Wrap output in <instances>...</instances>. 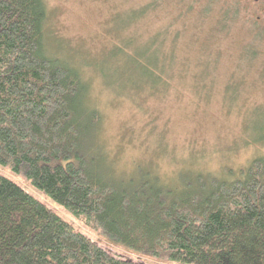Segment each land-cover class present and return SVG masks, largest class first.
Returning a JSON list of instances; mask_svg holds the SVG:
<instances>
[{
  "label": "trees",
  "instance_id": "trees-1",
  "mask_svg": "<svg viewBox=\"0 0 264 264\" xmlns=\"http://www.w3.org/2000/svg\"><path fill=\"white\" fill-rule=\"evenodd\" d=\"M46 16L44 0H0V166L143 260L112 255L0 174V264H264V155L238 174L195 176L182 192L105 181L81 151L98 113L80 72L46 53Z\"/></svg>",
  "mask_w": 264,
  "mask_h": 264
},
{
  "label": "rangeland",
  "instance_id": "rangeland-1",
  "mask_svg": "<svg viewBox=\"0 0 264 264\" xmlns=\"http://www.w3.org/2000/svg\"><path fill=\"white\" fill-rule=\"evenodd\" d=\"M44 1L46 53L80 72L84 104L98 113L81 151L97 158L105 181L182 192L195 176L238 174L264 155V33L243 2ZM138 9H146L140 20ZM128 38L110 57L113 43ZM147 63L161 79L146 75ZM0 174L112 255L143 260L85 228L23 175L5 166Z\"/></svg>",
  "mask_w": 264,
  "mask_h": 264
},
{
  "label": "flooded vegetation",
  "instance_id": "flooded-vegetation-1",
  "mask_svg": "<svg viewBox=\"0 0 264 264\" xmlns=\"http://www.w3.org/2000/svg\"><path fill=\"white\" fill-rule=\"evenodd\" d=\"M244 5L243 9L247 14H252L255 18L254 30L257 33H264V0H240Z\"/></svg>",
  "mask_w": 264,
  "mask_h": 264
}]
</instances>
